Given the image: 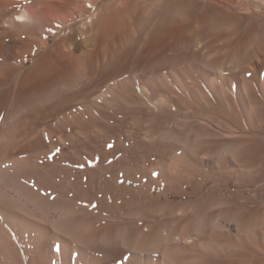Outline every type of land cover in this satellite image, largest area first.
I'll use <instances>...</instances> for the list:
<instances>
[{
  "label": "bare ground",
  "instance_id": "1",
  "mask_svg": "<svg viewBox=\"0 0 264 264\" xmlns=\"http://www.w3.org/2000/svg\"><path fill=\"white\" fill-rule=\"evenodd\" d=\"M0 264H264V0H0Z\"/></svg>",
  "mask_w": 264,
  "mask_h": 264
},
{
  "label": "rangeland",
  "instance_id": "2",
  "mask_svg": "<svg viewBox=\"0 0 264 264\" xmlns=\"http://www.w3.org/2000/svg\"><path fill=\"white\" fill-rule=\"evenodd\" d=\"M210 184H211V183H210ZM210 184H209V185H210ZM236 190H237L236 188H233V191H236ZM247 195H248V194H246V196H247Z\"/></svg>",
  "mask_w": 264,
  "mask_h": 264
}]
</instances>
